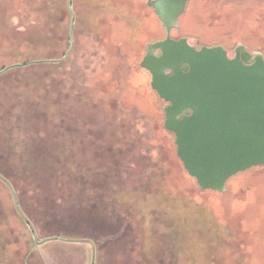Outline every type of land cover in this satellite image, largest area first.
<instances>
[{
    "label": "rangeland",
    "instance_id": "obj_1",
    "mask_svg": "<svg viewBox=\"0 0 264 264\" xmlns=\"http://www.w3.org/2000/svg\"><path fill=\"white\" fill-rule=\"evenodd\" d=\"M70 1V2H69ZM146 0H0V264H264V166L201 191L139 62ZM175 36L264 53V0H188Z\"/></svg>",
    "mask_w": 264,
    "mask_h": 264
},
{
    "label": "water",
    "instance_id": "obj_2",
    "mask_svg": "<svg viewBox=\"0 0 264 264\" xmlns=\"http://www.w3.org/2000/svg\"><path fill=\"white\" fill-rule=\"evenodd\" d=\"M187 1L147 2L166 36L139 65L165 102L163 127L188 175L203 190L224 192L228 178L264 165V58L241 43L229 56L221 45L171 38Z\"/></svg>",
    "mask_w": 264,
    "mask_h": 264
},
{
    "label": "flooded vegetation",
    "instance_id": "obj_3",
    "mask_svg": "<svg viewBox=\"0 0 264 264\" xmlns=\"http://www.w3.org/2000/svg\"><path fill=\"white\" fill-rule=\"evenodd\" d=\"M146 1L148 2L149 0H146ZM187 2H188V1H187ZM187 2H186V3H187ZM147 5H148V4H147ZM178 28H179V27H178ZM178 28H177V29H178ZM177 29H172V30H177ZM172 30L170 31V34H169L171 38H173V39H178V38H180V37H185V36H175V35L171 34V33H172ZM165 36H166V33H165L164 37H165ZM164 37H163V38H164ZM163 38H162V39H163ZM187 39H188V38H187ZM188 41H189V40H188ZM189 42H190V41H189ZM190 43H191V42H190ZM191 44H192V43H191ZM193 45H195L197 48L200 47V46H197L196 44H193ZM225 49H227V48H225ZM247 49H248V48H247ZM150 50H151V49H150ZM227 51H228L229 56H233V55H234V53H233V52L231 53L228 49H227ZM248 51H250V50H248ZM250 52H252V51H250ZM155 53L157 54V53H158V50H155Z\"/></svg>",
    "mask_w": 264,
    "mask_h": 264
},
{
    "label": "trees",
    "instance_id": "obj_4",
    "mask_svg": "<svg viewBox=\"0 0 264 264\" xmlns=\"http://www.w3.org/2000/svg\"><path fill=\"white\" fill-rule=\"evenodd\" d=\"M150 9H152V7H149ZM153 10V9H152ZM159 20V19H158ZM161 24V23H160ZM162 28H163V26H162ZM163 30H165L164 28H163ZM172 31H175V30H172ZM215 45V44H214ZM217 45V44H216ZM219 45H221V44H219ZM221 46H223V45H221ZM224 47V46H223ZM224 48H226V47H224ZM261 54H262V56H263V58H264V53L263 52H261ZM144 69V68H143ZM161 99L159 98V101H160ZM171 134V133H170ZM172 135V134H171ZM173 136V135H172ZM182 164V163H181ZM264 165H261V166H255V167H252L253 169L254 168H261V167H263ZM182 167H183V165H182ZM184 169V168H183ZM185 170V169H184ZM185 172H186V170H185ZM187 173V172H186ZM189 176V175H188ZM190 177V176H189ZM192 178V177H191ZM194 179V178H193ZM199 190H201V191H211V192H217V191H214V190H209V189H207V190H203V189H201V188H199V187H197Z\"/></svg>",
    "mask_w": 264,
    "mask_h": 264
}]
</instances>
